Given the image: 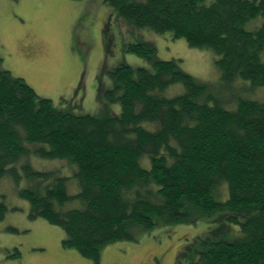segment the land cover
<instances>
[{"label":"trees","instance_id":"16d2710c","mask_svg":"<svg viewBox=\"0 0 264 264\" xmlns=\"http://www.w3.org/2000/svg\"><path fill=\"white\" fill-rule=\"evenodd\" d=\"M103 2L133 27L211 50L226 85L240 79L264 88V23L246 29L264 16V0ZM127 51L153 70L121 64L110 72L105 98L121 112L103 118L55 109L0 58V180L18 183L24 174L48 182L43 193L20 191L30 218L62 228L63 246L96 264L105 245L134 241L133 232L216 212L242 237L206 238L198 264H264V98L237 97L229 107L183 72L181 60L156 58L153 44ZM28 155L67 160L75 173L18 168ZM7 210L0 201V221Z\"/></svg>","mask_w":264,"mask_h":264},{"label":"rangeland","instance_id":"374dc122","mask_svg":"<svg viewBox=\"0 0 264 264\" xmlns=\"http://www.w3.org/2000/svg\"><path fill=\"white\" fill-rule=\"evenodd\" d=\"M214 1L205 0V4ZM263 23L264 16H258L246 29L257 30ZM142 41L156 47L159 60H181L183 72L208 85V93L229 107L237 97L264 98V88L252 89L248 81L235 79L226 85L211 50L193 48L169 33L133 27L103 0H0L2 67L50 99L55 109L74 115L120 114L121 104L105 98L114 85L110 72L121 64L153 70L146 58L127 51L129 44ZM173 88L168 95L177 94L178 88ZM26 164L63 176H72L76 169L67 160L37 155L21 158L17 167ZM47 184L24 174L18 183L10 176L0 180V201L8 209L0 221V264H96L76 248L63 246L62 228L44 218H30L31 204L20 191L43 193ZM221 215L201 216L195 224L161 223L150 231L133 232L134 241L105 245L100 264H198L196 252L206 238L242 237L238 226Z\"/></svg>","mask_w":264,"mask_h":264}]
</instances>
